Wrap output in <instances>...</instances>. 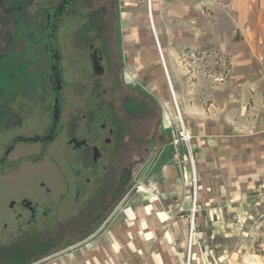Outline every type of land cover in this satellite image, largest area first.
<instances>
[{
	"label": "rangeland",
	"instance_id": "rangeland-1",
	"mask_svg": "<svg viewBox=\"0 0 264 264\" xmlns=\"http://www.w3.org/2000/svg\"><path fill=\"white\" fill-rule=\"evenodd\" d=\"M213 1L225 4L230 0ZM257 1L259 0H253L254 11ZM125 2H128V5L125 6ZM149 2L151 0H74L69 14L58 21L56 41L62 73L65 81L72 80L71 84L62 80L65 90L78 92L81 88L79 82L85 84L91 70L92 82L103 86L101 97L105 98V105L109 102L114 105L116 114L127 128L122 140L116 144L115 154L106 162L102 177L96 180L98 183L93 182V193L89 197L77 196L78 207L72 212L74 196L81 189L83 191L85 189L76 184L84 173L77 168L73 169L79 158L70 149V145L79 148L74 137L69 136L68 132H63L50 143L19 146L11 153L9 164L21 155L36 156L45 148L49 151L44 160L23 163L17 170L0 175V244L2 237H10L16 220L20 223V232L26 235H32L45 226H51L46 228L40 237L34 238L41 245L56 240V245L43 251L42 246L39 247L38 252L42 253L38 255L34 253L32 257L29 247L32 238L16 237L13 243L4 241V245L0 246V264L30 262L34 258L38 259L53 252H62L86 236L99 232L103 225L112 222V213L122 206L121 202L116 206L117 201L112 197L120 182L124 183L121 191V194L124 193L123 196L127 194L129 199L137 195L133 186V174L144 160L149 156H169L173 153L171 130L166 127L164 119L167 114L174 116L175 110L168 87L167 72L165 73L161 54L158 52L150 27ZM262 4L264 14V0ZM16 9V0H0L1 44L4 41V33L13 31L16 26L15 22L18 19L14 18ZM257 10L259 11L258 8ZM28 11L35 12L36 7L28 6ZM253 15L257 16L258 12ZM21 17H27V13H22ZM27 19L30 23L33 18ZM42 19L38 18L39 24L43 23ZM90 24L92 28L89 27ZM138 24L141 27L139 29L143 31L144 40L141 39L143 36L140 38L141 35L136 32ZM22 25L21 20L18 28L21 29ZM38 39L36 33L33 38L28 35L26 41ZM90 39L96 41L94 46L87 45ZM102 40H105L107 46L106 49L99 50ZM162 52L164 54L163 49ZM194 57L198 56L195 54ZM194 57L187 61L180 56L172 72L167 65L178 109L186 126L190 125L187 120L190 116L184 111V107L187 104L192 107L196 100L180 98L177 95L178 89L186 92L189 89L200 88L199 77L221 83L231 72L227 58L225 64H218L216 59L213 69L206 67L203 70L192 65ZM105 58L109 61L107 69ZM23 59L26 61L21 66L16 64L12 54L0 59V91L9 93L10 84H16L25 91V94H30L39 101L40 92H47L49 85V69L47 65L44 66V61L47 63L48 60L47 56L45 53H34L29 50ZM28 60L36 68L31 73L25 71L29 64ZM262 61L264 63V58ZM186 69L189 71L188 78L184 74ZM172 73L177 76L176 82ZM92 85L94 86L93 83ZM108 90H111L109 95H103ZM68 91L62 97L65 110L63 116L66 122L70 116L77 117L81 107L90 109L92 105L90 98L81 100ZM14 94L15 92L12 96ZM24 108L37 110L30 105ZM18 114L22 116L21 111L15 109L2 111L0 130H3L4 125L11 126L3 132L13 136H29L31 134L29 129L24 128L22 124L18 125ZM29 124L35 129L39 125L36 120ZM106 133L109 135L108 131ZM92 145L91 142L89 146L86 144L89 149L84 168L91 167V156L99 154L96 147L95 152H91ZM175 160L179 179L189 188L187 199L191 203L188 225L190 230L194 174L197 181L196 211L198 207L199 180L195 170L196 163L194 159L192 172L188 162L182 158ZM185 173L187 180L184 178ZM150 192L151 195L155 194L152 190ZM24 210L26 211V215L22 216L24 220L14 219V214H20ZM201 215L203 220L199 225L195 224L191 241L188 231L183 248L180 249V264H264V259L257 255L258 249L264 250V200L256 197L217 212L205 210ZM57 222L59 223L56 224ZM19 253L25 257L20 262ZM13 255L16 259H13Z\"/></svg>",
	"mask_w": 264,
	"mask_h": 264
},
{
	"label": "crops",
	"instance_id": "crops-1",
	"mask_svg": "<svg viewBox=\"0 0 264 264\" xmlns=\"http://www.w3.org/2000/svg\"><path fill=\"white\" fill-rule=\"evenodd\" d=\"M262 3L255 2L254 11L253 0L149 2L167 76V65L172 72L180 56L191 59L188 54L198 56L192 65L203 70L213 69L219 56L230 63L231 72L221 83L199 77L200 88L177 92L180 98L196 100L184 107L199 180L194 226L202 222V211L217 212L256 197L264 200ZM184 74L188 78L189 71ZM172 77L176 82L177 76ZM175 159L173 153L149 156L133 174L137 195L123 197L112 222L65 251L26 264H180L191 203Z\"/></svg>",
	"mask_w": 264,
	"mask_h": 264
},
{
	"label": "flooded vegetation",
	"instance_id": "flooded-vegetation-1",
	"mask_svg": "<svg viewBox=\"0 0 264 264\" xmlns=\"http://www.w3.org/2000/svg\"><path fill=\"white\" fill-rule=\"evenodd\" d=\"M73 2L74 0H16L17 9L14 12V18H18L15 22L16 26L14 27L13 31L4 33L3 44L0 43V59L4 58L8 54H12L16 64L21 66L24 64V61H26L23 58L26 57V54L29 50L33 51L34 53L42 52L46 54L48 59L47 63L44 61V66L47 65L49 69V85L46 90L47 92H40L41 99L39 101L33 98L30 94H25V91L19 88V86L16 84H10L11 94L10 92L6 93L0 91V115L1 112L5 110L13 111V109H15L16 111H21L22 116H19L18 114L17 117L18 125H24V128H28L31 132L29 136H13L7 134V132H3L4 129H7V127H11H6L5 125L3 130H0V175H7L9 172L17 170L23 163H36L44 160L49 154V151L47 148H45L36 156L21 155L14 159L11 164H9V157L17 147L40 142L47 144L55 140L61 133L68 132L69 136L74 137L79 144V148H75L70 145V149H72L73 152L79 156L75 166H73V169L77 168L84 173L78 179V181H76V184H79L81 188L82 186L85 187L84 191L81 189V191L74 196L72 200L71 212L76 210L78 207V204L76 203L77 196L89 197L90 194L93 193V182L95 181L98 183L96 180L102 177L101 173L105 169L106 162L115 154L114 151L116 150V144L122 140L127 128L125 123L121 121L116 114L114 105L109 101H107L109 104L105 105V98L101 97V90H103V86L100 83L98 84L92 82L91 70L90 74L86 77L85 84L79 82L82 88H79V93L76 91L72 92L67 90L68 92L75 94V96L81 100L84 98H90L92 101L91 108L88 109L86 107H81L77 117L70 116V119L67 122L64 120L63 115L65 114V110L62 104V97L67 91L62 85L64 76L62 73V63L60 62V53L56 41V28L58 21L63 16L69 14ZM32 5L36 7L35 12L28 11V6ZM58 11L61 12L55 20V26L52 29L50 26L51 19L56 16ZM22 13H27V17H21ZM37 13L39 14L37 15ZM18 14H20V16ZM31 17L33 19H31V22L29 23L27 18ZM38 18H43V23L39 24ZM21 20L23 21V25L22 28L19 29L18 23ZM89 27L92 28V25L90 24ZM36 33L39 36L38 41H26V39H28V35H31V38H33V35ZM95 44L96 41L90 39L87 45L94 46ZM106 46L107 43L105 40H102L100 47L98 48L99 50H103L106 49ZM27 62L29 64H27L25 67L26 73H31L36 70L31 61L28 60ZM105 65L107 69V65H109L108 58H105ZM112 80L114 81L115 79L112 77ZM112 80L110 81L112 82ZM71 81L72 80L65 82L71 84ZM14 92L15 94L12 96V93ZM109 92H111V90L104 92L103 95H109ZM56 96H58L59 99L58 119H56V104L54 103L56 101ZM26 105L33 106L34 109L37 110H24ZM35 120L39 124L37 125L36 129L34 126H30L29 124V122ZM106 131L109 132L110 136L107 135ZM90 142L93 143V145L90 147L91 152H95L94 147H96V151H99V154L96 155L92 153L94 154L93 157L91 156L90 158L92 166L84 168V161L88 158L89 149L86 144L89 146ZM123 185L124 183L120 182L117 190L113 192L114 194H112V197L117 201L116 206L119 205L124 197V193L121 194ZM25 215L26 211L24 210L20 214H14V219L22 218V220H24V217L22 216ZM58 223L59 222L56 224ZM13 226V230L10 231V237H2L0 246L4 245V241H6V243H13L16 241V237H30L32 238V241H29L31 242L29 243V247L32 251L30 254L33 257L34 253L37 255L42 253L41 251L38 252L37 248L42 246L43 251L46 248L56 245V240L48 241L47 245H41L40 243H37L35 239L36 237H40V234L46 228L51 227L49 225L42 228V230L33 233L32 235H26L20 232L19 221L14 220ZM7 238L9 239L7 240ZM12 257H14L13 259H16L15 255ZM20 258L21 259L19 262L25 257L20 254ZM34 260L36 259L34 258L32 261ZM28 262L29 261L20 262L19 264H26Z\"/></svg>",
	"mask_w": 264,
	"mask_h": 264
},
{
	"label": "built area",
	"instance_id": "built-area-1",
	"mask_svg": "<svg viewBox=\"0 0 264 264\" xmlns=\"http://www.w3.org/2000/svg\"><path fill=\"white\" fill-rule=\"evenodd\" d=\"M149 20L151 21V12H149ZM152 29V33L156 42L157 49L159 48L158 40L155 31ZM189 57L193 58L194 54H188ZM226 58L225 57H218L217 63L218 64H225ZM172 103L175 110V115L170 116L169 114L166 115L164 121L166 127L171 130V145L173 148V153L175 158H182L188 162L189 167L191 168L192 172H194V159H193V136L191 135L190 131L188 130L187 126L185 125L180 111L178 109V104L172 91L170 89ZM184 178L187 180L186 173ZM196 186L197 181L195 174L192 175V210H191V218H190V230H189V237L190 241L193 237V230H194V214L196 211Z\"/></svg>",
	"mask_w": 264,
	"mask_h": 264
},
{
	"label": "water",
	"instance_id": "water-1",
	"mask_svg": "<svg viewBox=\"0 0 264 264\" xmlns=\"http://www.w3.org/2000/svg\"><path fill=\"white\" fill-rule=\"evenodd\" d=\"M61 11H58L56 16L54 18L51 19V28L53 29L55 26V20L57 19V17L59 16ZM56 104V119H58V115H59V99L58 96H56V101L54 102Z\"/></svg>",
	"mask_w": 264,
	"mask_h": 264
},
{
	"label": "bare ground",
	"instance_id": "bare-ground-1",
	"mask_svg": "<svg viewBox=\"0 0 264 264\" xmlns=\"http://www.w3.org/2000/svg\"><path fill=\"white\" fill-rule=\"evenodd\" d=\"M149 22H150V24H151V28H153V30L155 31V29H154V27H153V23H152V19H151V21L149 20ZM158 52L161 54V50L158 48ZM161 58H162V64L164 65V67H165V64H164V59H163V56L161 55ZM165 70V73H166V69H164ZM166 75H167V73H166ZM167 80H168V87H169V89H171V91H172V94L174 95V97H175V99H176V96H175V94H174V91H173V88H171L172 86H171V82H170V79H169V76H168V78H167Z\"/></svg>",
	"mask_w": 264,
	"mask_h": 264
},
{
	"label": "trees",
	"instance_id": "trees-1",
	"mask_svg": "<svg viewBox=\"0 0 264 264\" xmlns=\"http://www.w3.org/2000/svg\"><path fill=\"white\" fill-rule=\"evenodd\" d=\"M257 255L261 256L264 259V250L258 249L257 250Z\"/></svg>",
	"mask_w": 264,
	"mask_h": 264
}]
</instances>
